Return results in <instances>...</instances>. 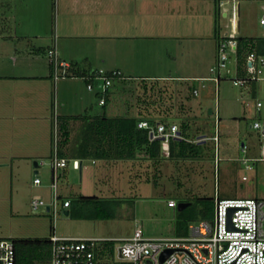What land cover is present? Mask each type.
I'll return each mask as SVG.
<instances>
[{"label": "rangeland", "instance_id": "rangeland-1", "mask_svg": "<svg viewBox=\"0 0 264 264\" xmlns=\"http://www.w3.org/2000/svg\"><path fill=\"white\" fill-rule=\"evenodd\" d=\"M13 1L3 0L1 3L0 0V41L3 39L19 41L20 46H26L28 40L35 43L55 42L57 35L63 33L61 29L58 33L57 29L58 21L62 22L61 19H63V10H69L71 3H77V0H15L16 6L13 4L12 10L15 14V21L14 18H10L12 16L10 4ZM239 2L241 4V33L264 37V26L260 24V18L264 16V0H241ZM7 16L8 19H6ZM221 24L223 27L225 25L230 27V20L223 18ZM66 31L72 32L69 28ZM62 39L69 40L66 37ZM70 40H76L83 45L92 42V46L94 42H99L101 49L106 44L105 42H109L106 37H94L91 33L89 36L74 37ZM190 41L193 40L181 38L173 42H184L187 47ZM197 44L198 42L195 41V45ZM2 48L3 44L0 42V50ZM179 49L180 52H186V49L182 50L180 45ZM191 55L192 53L178 54V62L167 60L163 62V65L166 66L165 72L170 69L172 74L177 72L189 74L191 77L181 82L198 90V94L193 93L192 97L186 100V105H191L189 114L191 134L202 133L209 137L198 146L197 157L160 158L157 161H147L145 153H140L136 162L125 161L112 166L110 173L103 177L101 175V178L89 177L86 174L81 178L80 171L70 161L66 176H62L59 180L61 191L65 195L71 197L83 193L101 196L100 189L104 182L109 185V188L102 192L104 195L114 193V197L121 195L126 199L118 208L116 218L99 220L74 218L70 214H65V210L70 208L63 209L61 206L55 214L48 211L45 206L38 210L32 209L31 198L34 195H41L47 202L51 199L50 188L47 187L51 178L48 164L41 165L39 168L38 176L41 177L43 184H33L36 175L34 161L41 162V159L49 161L50 156L0 158V161L11 163L7 167H0V237L12 239L48 237L53 234V229L59 236L127 237L131 236L138 226L145 236L177 237L182 235L180 227L179 232L176 230L177 215L181 210L178 205L177 207L168 206L167 201L170 196L175 197L178 203L191 197L195 199L217 195L221 198H264V162H255L254 169H246L242 162L245 156L260 157L264 151L259 132L250 126L256 119L264 121V108L261 115L257 113L256 108L257 100L264 99V80L257 83L256 94L251 92L249 86L235 85L233 78L236 77L237 72L234 58L230 59L227 66L220 70L219 82L207 79L212 74L210 68L216 66V59L211 57L208 61L204 57H196L194 62L200 59L201 61L194 68L192 63H186L191 60ZM8 57L9 55L5 53L3 59L5 66L2 67L5 70L0 65V73L11 71L6 70L8 66H11ZM23 63L19 60V71L23 69ZM144 65L146 69H139L138 74L165 73L155 62ZM69 73L67 76H71ZM159 81L158 87L168 86L169 94L171 91L174 94V91L179 89L183 91L184 86L175 80ZM122 86L112 89L110 103L115 106L116 110L112 112L113 114L109 112L110 115L129 114L125 110L126 106L136 108L135 105L138 104L136 96L141 90L140 83L130 81L123 83ZM93 93L90 91L89 95L95 104L89 111L91 114H103L106 108L99 104L98 97ZM52 101L51 142L53 149L54 144L57 145L59 140V104H57L56 89L53 90ZM210 108L213 109L212 114L209 113ZM81 112L84 113L83 110ZM174 113L177 111L175 110ZM179 113L181 114L178 111ZM172 122L181 126L179 120ZM48 124L49 121L36 119L28 122L15 120L12 124L7 121L5 125H12V127L8 128L11 132L6 133L2 129L6 131L7 127L0 124V148L4 150L8 148L18 153L20 150L30 152L35 147L36 149H45L46 146L49 148L48 137L51 124ZM75 128L73 127L74 130ZM215 133L220 134V141L215 142L210 139ZM242 142L249 146L246 153L241 150ZM85 164L93 168L97 166L90 160ZM244 176L247 178L244 179ZM198 221L200 220L196 219L191 222ZM188 231L190 235L189 226ZM115 243L118 245L119 241L115 240Z\"/></svg>", "mask_w": 264, "mask_h": 264}, {"label": "crops", "instance_id": "crops-1", "mask_svg": "<svg viewBox=\"0 0 264 264\" xmlns=\"http://www.w3.org/2000/svg\"><path fill=\"white\" fill-rule=\"evenodd\" d=\"M2 1L3 0H1V3ZM14 1L10 4V11L12 15L10 16L11 19H15V14L12 13ZM14 6L16 5L14 4ZM232 7H236L235 9H237V24L233 25L230 23V27L228 25L223 27L221 24L223 15L221 16L219 13L217 0H77V3H71V8L69 10H63V19H61L62 22L58 21L57 28L58 33L60 29L63 31V33H59L57 35L55 42L35 43L30 42L31 40H28V42H26V46H20V43H18L19 41L16 42L7 39L1 40L0 42L3 44V48L0 50L1 68L5 66L3 61L5 53L9 55L8 58L11 61V66H8V69L6 68V70L11 71H2L0 73V124H2L4 127H7L6 131H4V129H2V131L5 133L11 132L10 130L8 131V128L12 127V125H5V122L7 121L11 122L12 124V121L15 120H26V122H28L33 121L34 119L49 121L48 125L51 124V129L48 137L49 148L48 146H46L45 149H36L35 147L34 150L30 152L29 150L27 152L20 150L19 153L12 150L10 151L7 147H5L7 150L0 148V158H39L38 156H42L44 158L46 156H50L49 161L41 159V161H44V163L41 165H49L51 178L47 184V187L50 188V183L52 180L50 161L54 155V152H57V145L54 144L52 149L51 142L53 134V90L56 89V97L58 98V118L60 116L63 117L77 114L97 115V113L91 114L89 111V109H92L95 104L93 101H91L92 99L89 95L90 91L92 93L94 92L93 94L99 99V104L103 106V104L100 103V93L97 89H89L87 87L88 81L86 80L85 76H65L55 79L52 63L48 55L49 50L53 48L57 50L59 60L70 64L69 71L73 70L74 72H84L95 71L98 69H104L106 71L119 70L121 71V75L130 79L146 78L158 80H175V82L178 84L180 83L182 86L187 87V85L181 81L189 79L191 76L187 73L179 74L177 71H174L177 73L172 74L170 73V69L168 72H165L166 66L163 65V62L167 60H170V62H178V54L184 55L192 53L191 60L186 61V63H192L194 68L196 64L201 61L200 59L198 62H194L196 57H204L206 60L208 59V61L211 60L212 57V59H216L217 63V48L221 38L228 35L236 36V38L240 35L249 36L245 33H241L240 2L229 6V8ZM6 19H8V16ZM68 28L71 29L72 32L66 31ZM90 33L94 37H106L109 39V42H105L106 44H104L103 49H101L99 48V42H94V45L92 46V42L83 45L76 40H70L74 37L78 38L89 36ZM62 37H66L67 39L69 38V40L66 41L65 39H62ZM181 38H190L193 41L189 42V46H187L188 48L184 42H173ZM195 41L198 42L197 45H195ZM179 45L180 47L182 46V50L186 49L185 53L180 52ZM94 47L99 49H95ZM232 58H234L236 62L237 76V59L235 57V53L233 52L231 53L230 59ZM19 60L24 62V67L20 71L18 70L20 68ZM82 62L84 63V66ZM152 62L157 63L159 69L163 70L165 73H137L139 69L145 68L144 64ZM188 69L189 66L187 70ZM247 73L248 72L246 68V74ZM259 81L260 80L251 81L246 85L249 86V89L253 94H256V86ZM112 89L113 88H111L110 98L113 94ZM103 107L106 108V112L108 111V115H110L109 112L112 113L116 110L115 106L113 104L111 105L110 99L107 105ZM129 107L130 106H126L125 109L129 114H137L138 110L136 108ZM263 108L257 109V113L259 115L262 114ZM81 110H83L84 113H82ZM54 121L56 122L55 117ZM252 124L250 125L251 127ZM71 126L74 128L76 127L75 130L73 129L72 131L73 136L80 127V122L72 121ZM201 135L208 137L202 133L197 137ZM204 141H206V139ZM204 141H202V143ZM218 141H220V134H218ZM243 144L248 146V144L242 142L241 150ZM161 155V158L167 159L169 158L170 153L169 155H164L161 150ZM139 157L140 154L138 155V158ZM138 158L135 160L116 161L78 159L80 161V167L76 169L80 171L81 178H83L84 174L88 175L89 177L95 176L98 178L101 175L103 177L104 175L109 174L112 166L118 165L119 163L125 161L133 163L136 162ZM88 160L97 166L93 168V166L85 164V162ZM146 160L148 161L151 159ZM9 165H11L9 161H0V167H7ZM41 165L38 164V166H34L37 170L35 176H38ZM255 165L256 164H254L252 169H254ZM68 167L69 165L62 169L61 177L66 176ZM102 184L103 185L100 189L102 194L101 196L114 197V193L111 195H104V193H102L104 190L109 188L108 183L102 182ZM59 192L62 198L68 199L69 196L65 195V193L61 191L60 186ZM118 197L122 196L118 195ZM171 198L176 200V198L173 196L168 197V199ZM177 205L175 207H177ZM47 210L49 211V209ZM67 210L69 211V209H66L65 214ZM53 234H56L54 229Z\"/></svg>", "mask_w": 264, "mask_h": 264}, {"label": "built area", "instance_id": "built-area-1", "mask_svg": "<svg viewBox=\"0 0 264 264\" xmlns=\"http://www.w3.org/2000/svg\"><path fill=\"white\" fill-rule=\"evenodd\" d=\"M241 0H217L220 15L229 19L233 25L237 24L236 7L229 8ZM236 6V5H235ZM264 25V16L260 18ZM237 49L236 36L228 35L220 39L217 48L216 66L210 69L212 79H220V70L227 66L231 53ZM48 55L52 63L55 79L65 77L69 73L70 64L59 60L55 48L49 50ZM247 74L233 78L235 85L246 86L255 80H264V55L250 52L247 55ZM86 76L89 89H97L100 93V103L104 104V94L113 84V79L121 75V71H106L98 69ZM202 79V78H200ZM198 94V90H194ZM257 109L264 107V99L257 100ZM139 128L148 130L150 140L160 139L161 150L169 155L170 140L182 139L177 123L154 122L142 119L138 122ZM252 128L259 132L261 144L264 147V122L254 121ZM213 140L218 141L215 133ZM207 140L206 136H199L195 141ZM242 151L246 153L248 146L243 144ZM75 168L80 167L78 159L70 160ZM60 158L57 152L51 158L52 180L50 183L51 199L47 202L41 195L31 198V207L38 210L41 207L49 208L54 214L60 208H68L69 199L60 196L59 180L62 169L70 162ZM247 169H252L255 162H264V152L260 157L245 156L242 159ZM44 161L38 162L43 164ZM244 179L247 177L244 176ZM34 185H41L42 179L35 176ZM168 206L175 207L177 201L168 199ZM190 235L177 237H148L138 226L133 234L122 238H101L93 236H58L53 234L50 260L47 264H98L97 249L99 242L116 240L115 247L117 261L129 264H264V198H219L216 197L214 217L212 220L190 222ZM172 252L160 263L161 255L166 250ZM0 264H16V249L12 238L0 237Z\"/></svg>", "mask_w": 264, "mask_h": 264}, {"label": "trees", "instance_id": "trees-1", "mask_svg": "<svg viewBox=\"0 0 264 264\" xmlns=\"http://www.w3.org/2000/svg\"><path fill=\"white\" fill-rule=\"evenodd\" d=\"M238 77L246 75L247 55L256 52L264 55V37H250L240 35L237 38ZM71 76H88L89 71H69ZM89 81V80H87ZM138 81L141 90L136 96L137 114L108 115L103 114H77L59 117V140L57 141V155L69 161L74 159L92 160H135L140 153H145L148 159L161 158L160 139L150 140L148 130L139 128L138 122L147 119L152 123L160 121L172 123L180 121L182 139L172 138L169 146V158H190L198 156V146L202 142L195 141L199 134H191L189 114L191 106L186 105V100L193 95L194 88L184 87L183 91H171L168 86L161 85L158 79L136 78L130 79L123 75L116 76L110 89L104 94L103 106H106L111 88L123 87V83ZM185 84V83H184ZM101 97V95H100ZM177 113H174V111ZM178 111L181 114H178ZM174 113V114H173ZM79 121L80 127L72 136L71 122ZM216 197L187 198L180 202L189 203L178 211L177 228L181 229V236H188V226L192 220H212L214 217ZM70 215L79 219H110L117 217V210L126 201L124 197H102L98 195H74L68 197ZM194 200V202H193ZM178 203V202H177ZM73 207V209H71ZM183 228V229H182ZM53 229V227H52ZM179 232V231H178ZM16 249V264H47L50 260L52 239L48 237L13 238ZM115 240L99 242L97 249L98 264H129L117 261L115 258Z\"/></svg>", "mask_w": 264, "mask_h": 264}, {"label": "water", "instance_id": "water-1", "mask_svg": "<svg viewBox=\"0 0 264 264\" xmlns=\"http://www.w3.org/2000/svg\"><path fill=\"white\" fill-rule=\"evenodd\" d=\"M209 113H212V109L210 108L209 109ZM34 166L36 167V166H38V161L37 160H35L34 161ZM35 173H37V170H35ZM189 203H186V202H179L178 203V207H179V209L180 210H182L185 206H187ZM47 209H49V208H47ZM66 214L68 215L69 214V211L67 210L66 211ZM172 252V250H166V251H164L163 253H162V255H161V258H160V263H162L165 259H166V257L170 254Z\"/></svg>", "mask_w": 264, "mask_h": 264}]
</instances>
